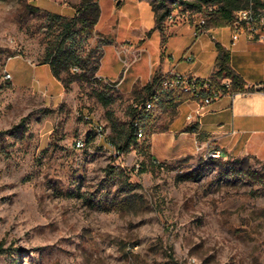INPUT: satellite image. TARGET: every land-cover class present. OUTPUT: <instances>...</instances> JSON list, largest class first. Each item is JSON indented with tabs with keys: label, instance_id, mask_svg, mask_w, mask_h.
Wrapping results in <instances>:
<instances>
[{
	"label": "rangeland",
	"instance_id": "rangeland-1",
	"mask_svg": "<svg viewBox=\"0 0 264 264\" xmlns=\"http://www.w3.org/2000/svg\"><path fill=\"white\" fill-rule=\"evenodd\" d=\"M86 1L0 0V264H264V159L154 160L159 106L120 152L108 116L125 127L132 103L149 97L151 55L168 32L207 37L194 35L207 5L166 0L160 29L150 0H98L93 33L74 34L90 62L57 77L44 61L61 30L51 13L71 17ZM219 31L228 41L229 27ZM100 91L114 100L104 105ZM234 164L241 172L227 174Z\"/></svg>",
	"mask_w": 264,
	"mask_h": 264
},
{
	"label": "crops",
	"instance_id": "crops-1",
	"mask_svg": "<svg viewBox=\"0 0 264 264\" xmlns=\"http://www.w3.org/2000/svg\"><path fill=\"white\" fill-rule=\"evenodd\" d=\"M222 27H212L201 33L207 37L191 42L175 39L180 29L168 32L151 55L150 71L155 68L153 74L179 70L211 75L216 69V41H220L230 49L231 65L246 90L233 100L225 96L201 109L192 99L164 103L161 113L165 118L158 121L163 125L148 136L153 159L168 161L197 155L208 146L218 147L221 154L234 152L264 159V42L243 35L233 43L230 27L229 39L224 40L219 31ZM189 53L194 56L192 61L184 59ZM191 112L193 120L187 118Z\"/></svg>",
	"mask_w": 264,
	"mask_h": 264
},
{
	"label": "trees",
	"instance_id": "trees-1",
	"mask_svg": "<svg viewBox=\"0 0 264 264\" xmlns=\"http://www.w3.org/2000/svg\"><path fill=\"white\" fill-rule=\"evenodd\" d=\"M201 2H204L206 5H217L211 12L210 18L206 23V29H210L212 27L228 25L232 18L233 10L243 5L246 0H201ZM149 3L155 14V27L164 29L162 27V22L170 15L171 11L170 8L166 7V0H160L158 3H156L155 0H150ZM160 7H164L163 10H160ZM100 16L101 5L98 0H87L81 8H78L76 14L71 17L60 13H51L52 22L60 25L61 27L58 36L48 43L45 50L44 61L50 64L54 75L62 78L63 70H70L71 68H73L74 70H82L85 67V64L90 62L89 56L88 58L83 57L82 55L77 53L76 49L74 48V34L81 33L83 34L84 39L90 36L93 33L94 26L99 21ZM105 45L106 44L102 45L103 49ZM216 47L218 50V54L215 60L216 69L212 75L216 77H221L223 75L231 76L233 77L235 85L242 87L243 82L231 65L230 49L223 45L220 41H216ZM91 56L92 54H90V57ZM160 75L161 73H154L150 81H148L144 85V89H146L148 95L151 94L153 84L159 80ZM74 78L75 76H72L70 80H73ZM98 97L101 99L104 105H109L114 100L112 96L106 97L103 91L98 92ZM146 98L147 97H143L141 98V100L132 103L131 120L125 127H121L117 119L114 117L113 113L108 110V116L110 117L112 130L118 134L117 138H114V142L120 152L122 150L128 149L132 143H136L138 140L135 121L140 112H138V109L134 104L143 102ZM149 115L155 116V114L152 113H149ZM146 146L150 147L149 138L148 144ZM238 162L239 161H236V163ZM240 168L241 167H238L237 164H234L231 167L226 168V172L227 174H238L242 170ZM191 176L192 175H188V177ZM0 250H2V245H0Z\"/></svg>",
	"mask_w": 264,
	"mask_h": 264
},
{
	"label": "built area",
	"instance_id": "built-area-1",
	"mask_svg": "<svg viewBox=\"0 0 264 264\" xmlns=\"http://www.w3.org/2000/svg\"><path fill=\"white\" fill-rule=\"evenodd\" d=\"M175 3H177V0H175L174 5H176ZM216 6V4L207 5L206 9L198 14V18L194 23V35L199 36L208 30L206 29V23ZM228 25L231 29L233 43L243 35L248 39L264 42V0H246L243 5L233 10ZM186 58L193 60L194 56L189 54ZM245 90L244 86H236L233 77L228 75L221 77L212 74L201 76L194 72L179 70L163 72L159 80L153 84L149 97L143 102L134 104L140 112L135 121L138 138L146 134L149 113H157V107L159 106L162 109L163 104L166 102H182L192 99L198 102L199 109H201L225 96L233 100L236 96L244 93ZM187 118L193 120L194 112L189 113ZM75 144L77 147H82L84 140L78 138ZM204 151L206 156H221L220 149L215 146H208L204 148Z\"/></svg>",
	"mask_w": 264,
	"mask_h": 264
}]
</instances>
